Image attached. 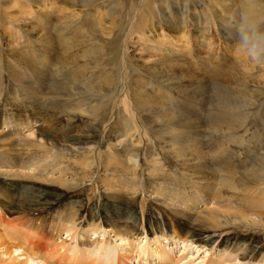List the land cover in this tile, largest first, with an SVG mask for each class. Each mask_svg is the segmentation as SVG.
Here are the masks:
<instances>
[{"label": "rangeland", "instance_id": "374dc122", "mask_svg": "<svg viewBox=\"0 0 264 264\" xmlns=\"http://www.w3.org/2000/svg\"><path fill=\"white\" fill-rule=\"evenodd\" d=\"M244 1L0 0V110L36 119L56 140L82 133L85 123L99 127L92 136L98 192L87 182L84 189L69 191L66 201L89 197V204H115L120 213L142 209L141 195L127 200L130 193L124 190V196L116 194L118 201L111 184L99 179L131 177L125 149L114 148V155L104 150L108 136L132 127L130 134L142 141L143 181L172 187L187 174L189 184L221 191L217 222L205 214L192 218L244 247L261 245L264 254V194L259 191L264 189V0H250L254 9ZM226 28L230 35L223 33ZM208 39L211 46L205 44ZM169 40L189 50L172 57V50L163 48ZM165 56L174 58L169 68ZM65 107L78 125L64 132L57 126L65 120ZM219 146L221 156L229 154L233 185L218 167H225L226 159L207 157V164H214L209 169L194 165L195 149ZM146 149L160 160L152 168L143 157ZM68 167L74 176L84 174L81 166ZM13 192L0 191L5 219V201ZM91 205L79 204L76 213L89 214ZM151 207L149 200L144 210ZM250 213L260 222L245 223L240 215ZM137 242L142 245L144 235ZM189 258L179 263L200 262L198 255Z\"/></svg>", "mask_w": 264, "mask_h": 264}, {"label": "bare ground", "instance_id": "6f19581e", "mask_svg": "<svg viewBox=\"0 0 264 264\" xmlns=\"http://www.w3.org/2000/svg\"><path fill=\"white\" fill-rule=\"evenodd\" d=\"M146 2L148 6V1ZM255 3L244 1V4L253 6V9ZM256 9L258 12L261 8ZM250 25L252 24H247L246 29ZM230 32L226 28L223 33L230 35ZM6 41L10 43V39ZM227 41L229 39L225 37L224 42ZM167 43L168 46L163 48L171 49L172 57L181 49L189 50V47L181 48L179 43L174 45L171 40ZM205 44L211 46L210 40ZM40 59L44 60L45 56ZM166 59L169 68L174 58ZM248 98L253 100V97ZM68 108H64L65 120L57 126L58 130L64 132L78 125L76 116ZM244 124L245 122L239 123L240 128ZM82 128L83 132L80 134H64L61 139L56 140L43 133L44 128L36 119H19L14 111L1 108L0 191L14 192L7 197L8 200H4L9 204L6 215L8 219L3 218V209L0 208V264H129L133 258L137 261L136 264H181L187 255L190 258L198 255L200 262L197 264H264V254L259 252L261 245L244 247L235 239L222 238L217 231L202 226L196 218H192L195 213L199 216L205 214L210 220L217 222L216 215L220 213L217 207L224 201L221 191L212 192L207 190L208 186L202 189L189 184L192 180L187 174L180 185L172 187L162 183L150 185L151 183L143 181L145 171L141 169V161L144 159L141 160L140 153L142 141L130 134L132 127L126 126L123 134L108 136L104 150L105 154L114 155L117 151L114 148H124L131 177L122 178L121 175L110 174L108 179L102 176L99 179L101 183L111 184L110 187L114 188L110 191L114 193L112 197L118 201L122 198L116 194L124 196V190L130 193L127 200L141 195L142 209L120 213L115 204L107 208L98 205V201L89 204V197L66 201L69 191L82 190L87 182L95 193L98 192L94 183L97 172L92 170L97 141L92 136L99 127L89 122ZM148 146L150 148L151 144ZM148 150L144 151L143 157L152 168L160 160ZM219 151L220 146L208 149L198 147L193 152L198 161L194 165L199 169H209L214 164H207V157L226 159V166L218 167L223 170L224 181L233 185V179L229 178L233 173L229 154L221 156L222 152ZM73 163L84 168L82 176H74L68 171V166ZM261 168L260 180H264V166ZM259 191L264 194V189ZM149 200L152 201V207L145 211L144 206ZM83 202L91 205L89 214L76 213L77 206ZM240 217L247 224L260 222L252 213L241 214ZM142 235L144 242L139 245L137 240ZM174 251L179 254H173Z\"/></svg>", "mask_w": 264, "mask_h": 264}]
</instances>
